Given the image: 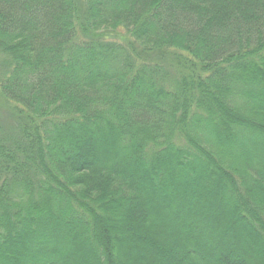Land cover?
<instances>
[{
  "label": "trees",
  "instance_id": "trees-1",
  "mask_svg": "<svg viewBox=\"0 0 264 264\" xmlns=\"http://www.w3.org/2000/svg\"><path fill=\"white\" fill-rule=\"evenodd\" d=\"M0 264H264V0H0Z\"/></svg>",
  "mask_w": 264,
  "mask_h": 264
},
{
  "label": "rangeland",
  "instance_id": "rangeland-1",
  "mask_svg": "<svg viewBox=\"0 0 264 264\" xmlns=\"http://www.w3.org/2000/svg\"><path fill=\"white\" fill-rule=\"evenodd\" d=\"M4 57L0 54V70H1V63L3 62ZM8 105L2 101L0 96V127H6L4 129H7L10 125V122L12 123V120L10 118V113Z\"/></svg>",
  "mask_w": 264,
  "mask_h": 264
}]
</instances>
